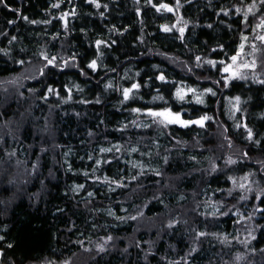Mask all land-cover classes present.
I'll use <instances>...</instances> for the list:
<instances>
[{
	"label": "trees",
	"instance_id": "trees-1",
	"mask_svg": "<svg viewBox=\"0 0 264 264\" xmlns=\"http://www.w3.org/2000/svg\"><path fill=\"white\" fill-rule=\"evenodd\" d=\"M262 20L264 0H0V264H264V84L222 74L241 45L264 69Z\"/></svg>",
	"mask_w": 264,
	"mask_h": 264
},
{
	"label": "rangeland",
	"instance_id": "rangeland-1",
	"mask_svg": "<svg viewBox=\"0 0 264 264\" xmlns=\"http://www.w3.org/2000/svg\"><path fill=\"white\" fill-rule=\"evenodd\" d=\"M258 6H254L252 4L250 5H247L245 6L244 8H247V12H253L254 11V8H257ZM249 9H251V11H249ZM68 13L65 12L64 15L62 16V19H63V27H66L67 26V22H68V17H67ZM264 36V35H263ZM244 49H247L244 45L243 47H240L238 49V51L231 56V58L225 62L222 66V73L223 76H224V84L227 83V82H230L232 80H235L237 78H239L240 80H248L254 84H264V69L263 67L261 66V61L263 59V54L261 53H256V54H253L247 50H244ZM237 57V59L235 61L232 60V57ZM68 59L70 60H74L72 57H68ZM66 60L67 58L66 57H62V63L63 64H66ZM205 62V61H204ZM75 65L77 66V64L75 63ZM203 65V63L200 65V67ZM225 67H228L229 68V71L228 72H225L224 69ZM203 79L204 76L203 74L200 75ZM189 89H193L194 91H189ZM199 88L196 87V88H187V87H183V89H180L179 92L181 95H184L188 92L192 93V94H196L198 92ZM166 110H168V112L171 113V115H168V112H166ZM148 112H165L166 115L164 117H153L156 122L159 124V125H162V124H169L167 123V120L168 119H174L175 118V114L178 113L176 111H173L171 110L170 108H151L148 110ZM205 117V116H203ZM202 117H199V118H196V121H199ZM179 119L181 121H186V119L180 115L179 116ZM159 120H165V123H159ZM204 122V121H203ZM176 125H179V126H184L183 124L177 122V123H174ZM20 184H18V186H16L15 191H18L20 189L19 187ZM148 204H145L143 207H142V210L140 211V213H138L136 216H138L140 219H142L143 223H145V228L150 230L152 229V225H155V227H158L160 228L158 225L160 224H156V223H160L159 220H162V218L160 219V216L158 215H155V214H144L146 212V210L143 211L144 207H146ZM229 209H232L234 211H237L239 210V208L236 206V205H232L229 207ZM243 219H246L245 217H243ZM141 220V221H142ZM201 237V235H196L195 238H199ZM192 238V237H190ZM235 241V240H234ZM197 241H195L196 243ZM190 243H193L194 242H190ZM111 246H108L107 249H109ZM192 247H195L193 250L196 251L197 250V247H201V245H198L196 247V245L194 244V246ZM193 251V252H194ZM100 254V253H103V251H98V249L96 250V254Z\"/></svg>",
	"mask_w": 264,
	"mask_h": 264
},
{
	"label": "snow or ice",
	"instance_id": "snow-or-ice-1",
	"mask_svg": "<svg viewBox=\"0 0 264 264\" xmlns=\"http://www.w3.org/2000/svg\"><path fill=\"white\" fill-rule=\"evenodd\" d=\"M165 7H166V6H165ZM169 10H171V9H169ZM249 11H251V9H249ZM25 19H26V18H25ZM259 26H264V20L261 21V25H258V27H259ZM165 30H167V29H165ZM245 39H247V38H245ZM258 39L264 41V36L258 37ZM98 43H99V42H98ZM241 47H243V45H241ZM198 59H199V58H198ZM236 59H237V57H235V56L232 57V60H233V61H235ZM49 63H52V61H49ZM210 63H211V62H210ZM89 67L95 69V67H96V62L93 61V62L89 65ZM224 71H225V72H228V71H229V68H228V67H225ZM159 79L163 80L164 77L161 76V77H159ZM137 87H138V85H135V84L132 85V89H135V88H137ZM132 89H125V90H124V96H125V99H128V95H129V93L132 91ZM50 91H51V89H50ZM189 91H194V90H193V89H189ZM207 91L211 92V89H208ZM177 97H178V99H180V100H183V99H184V96L180 94L179 90H178V92H177ZM197 102H198V103H202L203 101L200 100L199 98H197ZM134 111H139V110H134ZM166 112H168V110H166ZM148 115L153 116V117H157V118H158V117H164V116L166 115V113H165V112H149ZM168 115H171V113L168 112ZM179 116H180V114H179V113H176V114H175V118H174V119H168V120H167V123H177V122H179V123H181V124H183V125H185V126H187L189 123H199V124L202 125L204 120L209 119V117H202L199 121H181V120L179 119ZM159 123H165V120H159ZM249 137H251V133H249ZM229 163H233V161H229Z\"/></svg>",
	"mask_w": 264,
	"mask_h": 264
},
{
	"label": "bare ground",
	"instance_id": "bare-ground-1",
	"mask_svg": "<svg viewBox=\"0 0 264 264\" xmlns=\"http://www.w3.org/2000/svg\"><path fill=\"white\" fill-rule=\"evenodd\" d=\"M159 56H160V55H159ZM161 57H162V56H160V58H161ZM161 59L163 60V58H161ZM27 85H28V83H27ZM25 88H26V87H25ZM32 89H34V88H32ZM24 91H25V90H24ZM36 93H37V92H36ZM110 125H111V123H110ZM112 125H113V123H112ZM112 125H111V126H112ZM115 125H116V124H115ZM125 125H126V124H125ZM107 126H109V125H107ZM116 127H118V126L116 125ZM119 127H120V126H119ZM120 128H121V127H120ZM128 129H129V128H128ZM121 130H122V129H121ZM121 132H122V131H121ZM130 133H132V132H130ZM144 136H145V135H144ZM169 146H170V145H169ZM170 147H171V146H170ZM171 148H172V147H171ZM165 149H167V148H165ZM168 149H169V148H168ZM168 149H167V150H168ZM169 150H170V149H169ZM169 152H170V151H169ZM164 153H165V152H164ZM167 153H168V152H167ZM162 155H163V154H162ZM174 155H175V154H174ZM171 156H172V155H171ZM259 162H260V161H259V159H258V163H259ZM260 165H261V164H260ZM261 166H262V165H261ZM261 166H260V167H261ZM250 211H251V210H250Z\"/></svg>",
	"mask_w": 264,
	"mask_h": 264
}]
</instances>
